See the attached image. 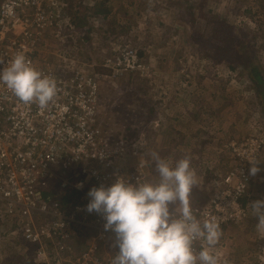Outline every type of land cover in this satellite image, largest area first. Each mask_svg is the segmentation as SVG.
I'll use <instances>...</instances> for the list:
<instances>
[{"label":"rangeland","instance_id":"1","mask_svg":"<svg viewBox=\"0 0 264 264\" xmlns=\"http://www.w3.org/2000/svg\"><path fill=\"white\" fill-rule=\"evenodd\" d=\"M100 1H68L78 27L62 30L63 44L48 37L56 51L45 58L59 76L66 74L63 61L67 66L94 64L96 73L106 75L100 88L104 132L125 142L132 167L144 164L146 182L158 180L152 153L173 166L190 159L198 181L190 196L193 210L209 205L219 180L239 169L233 145L258 144V171L251 174L244 201L251 213L219 226V240L210 252L217 264H264V227H258L259 214L252 207L264 201V106L245 78L210 59L214 42L228 47L218 32L230 27L244 42L254 41L253 56L264 70V0H106V24L87 10ZM125 46L142 54L144 67L112 77L100 65ZM125 93L121 109L117 100ZM9 244H0L5 246H0V264H36L28 246ZM113 244L98 252L113 258L118 253Z\"/></svg>","mask_w":264,"mask_h":264},{"label":"built area","instance_id":"2","mask_svg":"<svg viewBox=\"0 0 264 264\" xmlns=\"http://www.w3.org/2000/svg\"><path fill=\"white\" fill-rule=\"evenodd\" d=\"M67 11L64 0H0V69L22 53L57 88L54 102L41 109L0 84V212L19 223V231L8 234V240L28 246L36 264H113L98 250L112 247L115 234L104 230L103 214L86 211L88 192L109 187L118 177L134 183L146 182L148 175L143 163L132 167L125 142L113 139L99 123L106 75L96 73L94 64L67 66L63 61L66 74L59 76L43 55L50 49L46 34L65 42L62 30L71 28ZM118 50L100 65L112 77L143 69L134 49ZM233 146L240 167L219 180L209 205L194 209L201 222L215 217L221 226L246 215L240 201L248 194L260 146L249 141ZM51 182L58 185L53 186L57 195L74 193L86 202L68 205L66 212L57 202L45 201L41 194L52 189ZM76 225L87 230L84 238L72 230ZM200 243H194V250Z\"/></svg>","mask_w":264,"mask_h":264},{"label":"clouds","instance_id":"3","mask_svg":"<svg viewBox=\"0 0 264 264\" xmlns=\"http://www.w3.org/2000/svg\"><path fill=\"white\" fill-rule=\"evenodd\" d=\"M0 84L41 109L57 94L55 81L33 68L22 53L0 69ZM152 159L156 182L118 177L111 186L88 192L86 211L103 214L104 230L115 234L118 253L113 264H217L210 249L219 240V223L215 217L201 222L194 215L190 196L198 181L190 159L176 160L174 166L158 153ZM257 171L250 169L252 175ZM252 207L259 214L258 227H264V201ZM197 241L204 242L198 255Z\"/></svg>","mask_w":264,"mask_h":264},{"label":"trees","instance_id":"4","mask_svg":"<svg viewBox=\"0 0 264 264\" xmlns=\"http://www.w3.org/2000/svg\"><path fill=\"white\" fill-rule=\"evenodd\" d=\"M69 0H64V2L67 4L68 6V11L66 13L65 19L67 21H69V26L70 27H78L75 25L74 21V15L76 12L70 11L69 9ZM107 1L106 0H102L100 1L98 4L94 3L91 5V7H88L87 10L91 11V16L92 19L94 20H100L103 22V24H106V20H108V16H109V10L107 7H105V3ZM84 5V2H82V6ZM80 6V5H79ZM84 8V7H83ZM89 8H93V9H89ZM107 32V31H106ZM110 33H114V31L111 29L109 31ZM225 32V33H224ZM219 35L223 36V40L222 41H227L228 42V47L223 48L221 47L222 45L215 43V55H210V59L215 63L217 62H224V64L226 65V69L225 70H229V71H234L237 72L241 77L246 79V82H248L251 86L252 89L256 95V97L260 100L259 104L261 106H264V70L261 68V66H258L256 63V60L253 56V51L255 50V45H254V41L255 37H252V41L253 42H244V40L241 38L242 36H239L238 32L233 30L230 27H225L223 31H219L218 32ZM205 32L203 34H199L198 38L202 37V36H206ZM215 35L218 34H212L210 35V39H213V37L216 38ZM49 34L45 35V39L48 40L49 38ZM220 38V37H219ZM218 38V39H219ZM242 39L243 41H236V39ZM244 38V36H243ZM245 39V38H244ZM218 41V40H217ZM220 42V41H219ZM50 43V42H49ZM50 49H48V51L46 53H44V57L49 56L52 53H55V46H53L52 44L49 45ZM48 46V47H49ZM232 47V49H231ZM219 52V53H217ZM138 54V58L141 61V57L142 54H140L139 52ZM219 54V55H218ZM218 56V57H217ZM209 59V58H208ZM218 67V64H215ZM219 68V67H218ZM97 69V68H96ZM130 76V75H129ZM127 97V94L125 93V95L121 96L118 100H117V106L122 109V103L120 102V100L125 99ZM101 98V96H100ZM101 102L102 98H101ZM103 105V103H102ZM125 111H123L124 113ZM103 116V114H102ZM102 119L103 117H101L99 120V123H102ZM103 124V123H102ZM125 166V165H124ZM127 167V166H125ZM52 184V189H47L46 191L42 192L41 196L45 201H55L57 202V204L62 207V209L64 211H68L69 207L68 205H78V204H83L86 202V200L82 199V196L76 195L74 193H67V194H63V195H57L56 193V189L54 187H57L58 185L54 184V182H51ZM54 186V187H53ZM246 195L243 196L241 198V206L243 208H245L246 211V207L244 206V201L246 200ZM251 212H245V214H249L250 215ZM20 229V225L19 223H15L12 219L6 217L5 215H2L0 212V244L3 243H10L9 245H13V243L11 242V240H8V234L14 232L19 231ZM83 227H80L79 225L76 226H72V230L75 232V234L77 235V238L82 239L84 238L87 233V230H83ZM89 232V231H88ZM1 240H5V242L1 241ZM3 246V245H0ZM5 247V246H3ZM114 257L111 258L112 260H114Z\"/></svg>","mask_w":264,"mask_h":264}]
</instances>
